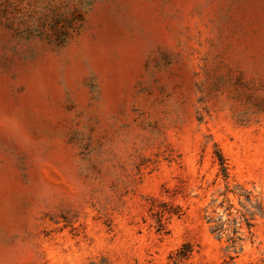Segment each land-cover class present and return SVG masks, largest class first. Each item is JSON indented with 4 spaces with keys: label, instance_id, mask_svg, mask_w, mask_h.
Wrapping results in <instances>:
<instances>
[{
    "label": "rangeland",
    "instance_id": "374dc122",
    "mask_svg": "<svg viewBox=\"0 0 264 264\" xmlns=\"http://www.w3.org/2000/svg\"><path fill=\"white\" fill-rule=\"evenodd\" d=\"M184 243L264 264V0H0V264Z\"/></svg>",
    "mask_w": 264,
    "mask_h": 264
},
{
    "label": "trees",
    "instance_id": "16d2710c",
    "mask_svg": "<svg viewBox=\"0 0 264 264\" xmlns=\"http://www.w3.org/2000/svg\"><path fill=\"white\" fill-rule=\"evenodd\" d=\"M218 158H219V164L221 166V170L225 172L224 160L222 159L220 154H218ZM176 208L177 207H175V212H178V209ZM150 210H151L152 216L155 217V221L157 223V230H162L163 225H164V222L162 220L164 214L172 212V210H174V207L164 202H161V203L152 204L150 207ZM191 251H192V248L189 243L182 244V246L175 253V260L173 264H178L179 261H181L182 259L188 258Z\"/></svg>",
    "mask_w": 264,
    "mask_h": 264
}]
</instances>
